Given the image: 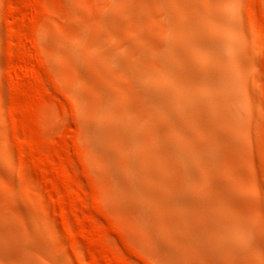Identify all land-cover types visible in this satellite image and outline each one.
<instances>
[{
	"label": "rangeland",
	"instance_id": "rangeland-1",
	"mask_svg": "<svg viewBox=\"0 0 264 264\" xmlns=\"http://www.w3.org/2000/svg\"><path fill=\"white\" fill-rule=\"evenodd\" d=\"M177 2L196 24L190 105L157 121L112 54L141 49L160 64V0H0V264H173L161 230L188 219L184 240L218 222L235 234L192 264H264V0ZM114 122L125 132L110 134ZM148 134L197 152L192 216L171 193L150 210L131 195L137 173L159 189L182 164L166 156L149 170Z\"/></svg>",
	"mask_w": 264,
	"mask_h": 264
},
{
	"label": "bare ground",
	"instance_id": "bare-ground-1",
	"mask_svg": "<svg viewBox=\"0 0 264 264\" xmlns=\"http://www.w3.org/2000/svg\"><path fill=\"white\" fill-rule=\"evenodd\" d=\"M160 6H161L162 19L164 20L165 27L169 32V40L167 43L168 50L166 53H163L161 55V58H159L160 59V64L158 63L159 65L153 66V63H152L153 67H151V65H150L151 63L147 59H146L147 62L143 61L144 52L141 49H137L136 51L131 50V52H129L128 54H131L133 52L132 54H134V55H133V57H131V55H130L131 58L129 57L128 59L125 58L126 55H124V58H122L121 57L122 54H120L121 56H119V55L117 56L116 53L113 51H112L113 54L110 53L113 56L112 59L114 61V64L117 65L118 68L122 69L127 74L129 73L128 75L131 74V75H133V77H136L137 80H139V81H137L135 79L137 82H141V84H140L141 90L144 94V97L146 98V100L148 101V103L150 104V106L152 108L151 116L148 117V115H147L146 117H148V119H152V117H153V119L157 120V121L158 120L160 121V120H163L166 118L168 119V117H170L169 113L171 111V107L169 110V105L174 106V105H178V103L181 102L186 110H187L188 106L190 105V101H188L186 96H185V93H186L185 88L190 87V82L193 78L192 73L188 69V60H189L190 56L192 55L193 42H192L191 38H193L192 34L195 33V25H196L193 21L189 20L190 19L189 15H187L188 17L186 15H185L186 17L183 15V13L180 11V8H179L180 4H178L177 0H160ZM77 40H75L76 41L75 43L78 44L82 39L81 40L79 39L80 40V41L78 40L79 42H77ZM82 42H83V40H82ZM97 44L98 43H95V45H97ZM100 45H102V44H99V46ZM69 46L77 58L78 57L82 58L83 53H81V56H80L79 51L77 52V50H76L77 45L75 46L74 42L71 43ZM103 47H105V45L102 46V48H100V49L102 50ZM93 51H95V49ZM104 51H106V50H104ZM119 53L117 52V54H119ZM114 55H116V56H114ZM112 56H109V60ZM158 56H157V58H158ZM155 57H156V54H155ZM83 59H84V56H83ZM112 64H113V62H112ZM198 77L200 78L202 76L198 75ZM103 108H104V106H103ZM107 108H108V106H107ZM110 109L112 111L111 107L109 108V110ZM105 110L106 109L101 108V111H105ZM111 111H110V113H113ZM106 112H107V110H106ZM106 112H105V114H106ZM115 115H119V113L115 114ZM120 115H121V113H120ZM146 117L145 118L143 117V119L145 120V123H147L149 125L150 120H148ZM143 119H139V121H141ZM146 119L148 120V122H146ZM102 120H103V122H106L105 119L102 118ZM129 121L130 120H128V123H130ZM139 121L137 123H139ZM107 124H110V123L107 122ZM161 125L163 126V124H161ZM114 126H118V127H112L113 129L111 130V133L110 132L109 133L116 135V136L119 135L120 132H125V130L127 129V126L125 127V125L123 126V124L122 125L120 124V126H119V123H118V125L115 123ZM100 127H102V126L100 125ZM158 127H160V125ZM149 129H150V127H149ZM101 130H103V132H105L108 129L104 130V127H103ZM143 130H145V129H143ZM97 132H98V130L96 132L94 131L95 140L99 139L100 137L102 138L105 136V134H103V132L100 131V134H102V136H99V134ZM127 133H131L132 136H135V134L131 131L127 132ZM127 133H125V135ZM131 134H129V135L127 134L128 135L127 141L130 140V144L132 143L131 139H130ZM136 135H138V133H136ZM148 135L150 137V134H148ZM107 137H112V136L109 135ZM149 137L147 139L150 140L151 144L153 145V148L151 147V145L149 147L152 148V151L154 150L153 151L154 153H152V155H151L150 153H148V151H145V152H147V154H146V156L148 155L147 157H152L151 159H149L151 161V163H149L150 162L149 160L147 161V158L145 159V165H148V166L150 165L148 167V169L151 168L152 171L154 169L159 170L161 167L157 168L159 166V164L157 165V163L159 160H161V158H163V157L166 158V156L167 157L170 156L169 158H172V156H174L175 158H179L180 161L182 162V164L178 168H172L171 169V172H172V170H174L173 174H172L174 181L168 185H163V186L161 185L159 189H157V188L152 189L149 185V184H152L150 182L151 179L148 176H141L140 174H139V176H140L139 177L138 173H137V176H135L136 178L134 179L133 183L131 184V189H129L131 195L138 201L140 208H143L144 210H150L151 208H153L155 203L159 202L160 200H163L166 196H169V194L171 193V195H170L171 198H169L170 196L168 198L171 200L173 206L177 209L185 211L187 214L190 215V213L192 211H196V209H198V207L200 206L199 203L197 206L198 200H196V199H198V198L194 199L190 195L188 190L186 189V185L189 182H192L194 179H196L195 178L196 175L194 174V170L192 168L193 164H194L193 163L194 160H192V158L194 157L193 154H195V152H196V151H194L195 149L193 148L191 151L189 146L183 145V144H178V142L173 141V140L172 141L166 140L165 142H163L161 140H158L155 137L153 138V136L150 137V139H149ZM105 139L107 140V138H105V137L102 139L103 143H104ZM116 139H118V138H116ZM99 140H101V139H99ZM99 140L97 142H100ZM139 140H141V137L139 138ZM125 142H124V145L126 144ZM125 146H127V145H125ZM133 146H135V145H133ZM193 151H194V153H193ZM196 154H197V152H196ZM124 158H126V157H123V159ZM175 158H174V160H175ZM131 159H132V157H131ZM136 159H137V157H136ZM146 161L148 162V164H146ZM175 162H177V159L175 160ZM124 165L126 166V164H124ZM124 168L125 167H123L122 169H124ZM145 168L147 169V167H145ZM127 171H128V168H127ZM139 173H141V172H139ZM150 176L153 177V174L152 175L150 174ZM166 193H169V194L166 195ZM170 200H169V202H170ZM201 200H199V201H201ZM161 204H162V202H161ZM166 204H167V202H166ZM192 214L190 216H192ZM189 222L190 221L188 219L186 222L184 221L180 225H177V224L172 225L171 224L168 228L161 230V234L164 238L165 244L170 248V251H172L170 258L172 259L173 264H192V262L195 260V257H196L195 255L197 254L195 252H199V254H198V256H199L200 252L202 251V248L203 249L208 248L211 250L221 252L222 250H224V245L227 244L228 238L233 239V237L235 236L233 230H229L230 228L227 229V227L225 226L226 225L225 222H218V223L214 224L211 228L207 229V231H204V232H202V231L195 232V231H192L190 229L191 231L187 234L188 237L184 240L181 237V235H178L177 231L182 226L187 227V225H189ZM233 234H234V236H233Z\"/></svg>",
	"mask_w": 264,
	"mask_h": 264
}]
</instances>
